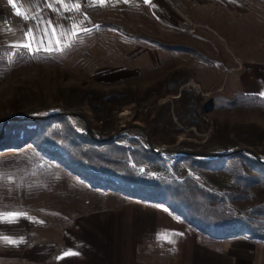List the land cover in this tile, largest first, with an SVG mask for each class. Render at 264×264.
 I'll list each match as a JSON object with an SVG mask.
<instances>
[{
    "label": "rangeland",
    "instance_id": "obj_1",
    "mask_svg": "<svg viewBox=\"0 0 264 264\" xmlns=\"http://www.w3.org/2000/svg\"><path fill=\"white\" fill-rule=\"evenodd\" d=\"M166 43L194 46L203 55ZM0 44L8 54L25 44L41 52L0 68V121L44 105L51 111L65 106L86 113L91 127L96 121L87 92L130 90L131 101L114 109L112 137L127 144L137 137L148 145L150 133L148 140L173 176H191L227 197L241 189L240 169L255 171L245 159L230 156L244 151L264 161V0H0ZM177 71L187 75L179 89L190 86L208 104L198 125L176 118L173 98L179 93L169 92L166 79ZM167 100L175 125L159 107ZM212 132L235 146L214 143ZM184 149L209 152L204 156L213 161L200 166L191 157L181 159ZM221 155L227 158L214 159ZM245 194L238 203L243 209L263 204L264 188ZM132 201L168 208L110 185L95 186L32 141L0 151V226L36 218L61 227L77 214L125 208ZM11 214L17 221L2 219ZM9 262L15 264L0 256V264Z\"/></svg>",
    "mask_w": 264,
    "mask_h": 264
},
{
    "label": "trees",
    "instance_id": "obj_2",
    "mask_svg": "<svg viewBox=\"0 0 264 264\" xmlns=\"http://www.w3.org/2000/svg\"><path fill=\"white\" fill-rule=\"evenodd\" d=\"M108 23L110 22H104ZM165 47L181 49L198 57L203 55L196 47L184 43H166ZM37 52L41 53L18 45L12 54H8L0 44V68L3 65L23 64ZM186 79L185 71H177L173 77L166 79V83L169 92L179 93L173 98L178 122L187 126L198 125L201 112L208 104L200 102L190 86L179 89ZM85 95L96 121L90 122L94 135L87 129L86 113L69 112L65 106L61 110L51 111L48 105H44L37 110L30 109L0 121V151L20 148L32 141L45 155L58 159L72 171L89 179L93 185H110L129 197L164 204L188 225L205 234L220 238L246 235L264 240V201L263 204L246 209L238 206V203L248 198L249 194L245 193L252 187L264 188L263 160L244 151L230 156L245 159L246 164L253 166L255 171L240 169L236 173V179L241 182V189L236 194H226L227 197H224L191 176H173L159 154L147 144L141 143L137 137L130 138L134 144L119 142L120 136L108 137L117 127L114 109L131 101L135 95L132 91L107 95L87 92ZM170 103L169 100L164 101L159 107L166 111L167 122L175 125L170 113ZM147 136L152 141L150 133ZM210 137L214 143L225 147L235 146V141L228 136L216 137V133L212 132ZM179 157H191L200 166L209 164L212 159L196 154H180ZM226 158L227 156L222 155L214 157L216 160ZM214 203L222 204L223 208L217 211L212 207Z\"/></svg>",
    "mask_w": 264,
    "mask_h": 264
},
{
    "label": "crops",
    "instance_id": "obj_3",
    "mask_svg": "<svg viewBox=\"0 0 264 264\" xmlns=\"http://www.w3.org/2000/svg\"><path fill=\"white\" fill-rule=\"evenodd\" d=\"M24 221L0 226V256L15 264H264V240L211 236L142 201L77 214L61 227Z\"/></svg>",
    "mask_w": 264,
    "mask_h": 264
},
{
    "label": "water",
    "instance_id": "obj_4",
    "mask_svg": "<svg viewBox=\"0 0 264 264\" xmlns=\"http://www.w3.org/2000/svg\"><path fill=\"white\" fill-rule=\"evenodd\" d=\"M87 129H88V131H89V133H90L91 135H94L93 130H92L91 127L89 126V123H88V122H87ZM113 133H115V132L110 133V134L108 135V137H112ZM143 135H144V134H143ZM146 139H147V137H146ZM147 143H148L149 147H150L152 150L158 152V150H157L156 148L153 147L152 143H151L148 139H147ZM239 149H241V148H237L236 150H239ZM182 153H183V154H189V153H190V154H196V155H209V154H211V153H209V152H205V151L189 150V149H184V150H182ZM255 155H256V157H258L257 154H255Z\"/></svg>",
    "mask_w": 264,
    "mask_h": 264
},
{
    "label": "snow or ice",
    "instance_id": "obj_5",
    "mask_svg": "<svg viewBox=\"0 0 264 264\" xmlns=\"http://www.w3.org/2000/svg\"><path fill=\"white\" fill-rule=\"evenodd\" d=\"M13 2V0H10V3H12ZM103 2V0H101V3ZM18 14H19V12H18ZM23 47H25V48H30L31 47V45L30 44H25V45H23ZM15 215L16 214H11V215H9V216H4V217H2V219H4V220H12V219H15ZM164 238H166V237H164ZM9 242H11V241H9ZM67 255H72L73 253H66Z\"/></svg>",
    "mask_w": 264,
    "mask_h": 264
},
{
    "label": "built area",
    "instance_id": "obj_6",
    "mask_svg": "<svg viewBox=\"0 0 264 264\" xmlns=\"http://www.w3.org/2000/svg\"><path fill=\"white\" fill-rule=\"evenodd\" d=\"M170 161L172 162V158L168 157V163H170Z\"/></svg>",
    "mask_w": 264,
    "mask_h": 264
}]
</instances>
